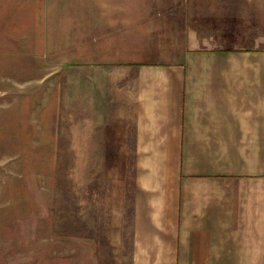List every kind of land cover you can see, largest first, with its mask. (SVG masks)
<instances>
[{
  "label": "crops",
  "instance_id": "0c3cea01",
  "mask_svg": "<svg viewBox=\"0 0 264 264\" xmlns=\"http://www.w3.org/2000/svg\"><path fill=\"white\" fill-rule=\"evenodd\" d=\"M40 21L70 131L133 156L130 264H264V0H52Z\"/></svg>",
  "mask_w": 264,
  "mask_h": 264
},
{
  "label": "rangeland",
  "instance_id": "374dc122",
  "mask_svg": "<svg viewBox=\"0 0 264 264\" xmlns=\"http://www.w3.org/2000/svg\"><path fill=\"white\" fill-rule=\"evenodd\" d=\"M51 6L0 0V264H130L133 156L93 153L53 106L69 65L39 42Z\"/></svg>",
  "mask_w": 264,
  "mask_h": 264
}]
</instances>
